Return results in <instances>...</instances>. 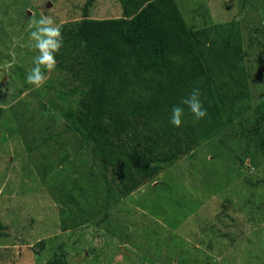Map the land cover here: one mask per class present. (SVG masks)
Wrapping results in <instances>:
<instances>
[{
	"label": "rangeland",
	"instance_id": "374dc122",
	"mask_svg": "<svg viewBox=\"0 0 264 264\" xmlns=\"http://www.w3.org/2000/svg\"><path fill=\"white\" fill-rule=\"evenodd\" d=\"M87 1L0 0V264H264V188L251 186L246 192L243 186L246 179L263 177L257 171L264 165L263 152L251 161L245 157L251 149L233 134L227 133L216 147L203 144L166 167L152 184L124 199L109 200L108 208L102 188L97 201L73 191L77 184L84 186L80 173L85 167L79 168L75 160H89L88 155L79 148L80 137L66 130L55 110L56 103L61 107L56 92L66 90L61 85L65 72L46 73L49 78L39 89L26 81L38 54L29 39V23L41 15L52 16L60 25L79 20ZM175 1L193 30L238 16L246 58L252 62L260 54L256 47H263L264 38L254 37L264 0ZM88 12L96 19L121 16L117 0H93ZM256 61L262 72L250 81L253 120L264 118V96L257 85L264 78V60ZM70 139L77 143L73 151L67 149ZM62 145L71 154L61 155ZM67 170L69 178H62ZM45 175L58 182L48 186ZM48 187L70 192L71 204H56ZM248 197L257 203L251 210L256 223L245 208ZM225 199L232 203L228 217L216 220ZM78 206L86 214L99 210L93 221L105 213L107 218L93 228L62 233L61 213ZM234 208L241 210L236 213ZM171 236L176 240L171 242Z\"/></svg>",
	"mask_w": 264,
	"mask_h": 264
},
{
	"label": "trees",
	"instance_id": "16d2710c",
	"mask_svg": "<svg viewBox=\"0 0 264 264\" xmlns=\"http://www.w3.org/2000/svg\"><path fill=\"white\" fill-rule=\"evenodd\" d=\"M92 1L85 3L79 20L61 25L63 47L56 55L55 69L65 72L66 81L61 85L66 90L56 92L61 107L56 103L55 110L66 130L80 137L79 148L89 159L75 160L81 163L79 168L85 167L80 173L85 187L77 184L73 190L76 195L87 194L97 201L102 188L106 192L102 200L108 208L109 200L124 199L152 184L166 167L203 144L216 147L223 143L227 133L251 149L245 157L253 161L263 152L264 158V118L257 115L252 119L255 98L250 84L262 72L256 60H264V44L256 47L260 54L252 62L246 58V37L238 16L193 30L175 0H117L121 16L98 19L88 15ZM258 14L254 41H263L264 6L259 7ZM257 85L262 89L260 97L264 96V78H259ZM194 88L201 92L207 116L197 121L181 105L184 116L177 128L170 123L171 109ZM66 142L67 149L73 151L76 141ZM68 150L63 145L59 148L61 155L71 154ZM257 171L263 177L243 181L246 192L251 186L264 188V165ZM64 173L62 178H69L71 172ZM49 175L43 178L47 185L58 182ZM50 195L60 206L72 202L65 190H52ZM231 204V199L224 200L216 220L228 217ZM245 204L249 220L256 223L251 210L257 203L248 197ZM240 210L233 209L236 213ZM84 211L79 206L63 211L61 232L93 228L107 218L105 213L100 221H93L99 210H94L95 214ZM229 219L233 221L231 216ZM211 245L209 241L207 247Z\"/></svg>",
	"mask_w": 264,
	"mask_h": 264
},
{
	"label": "clouds",
	"instance_id": "9594fccd",
	"mask_svg": "<svg viewBox=\"0 0 264 264\" xmlns=\"http://www.w3.org/2000/svg\"><path fill=\"white\" fill-rule=\"evenodd\" d=\"M29 28L32 29L29 39L38 54L34 57L33 67L27 74L26 81L39 89L49 78L46 73H51L56 68V55L63 47L62 26L52 16L41 15L38 20L32 18ZM181 105L186 106L197 121L207 116L201 100V92L199 88H194L189 96L182 99L180 105L171 109L170 123L177 128L182 125L184 116V107Z\"/></svg>",
	"mask_w": 264,
	"mask_h": 264
}]
</instances>
